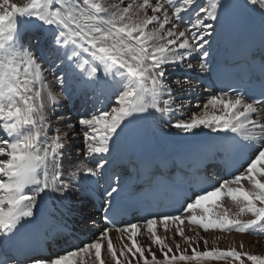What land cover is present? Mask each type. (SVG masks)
I'll return each instance as SVG.
<instances>
[{
	"label": "snow or ice",
	"instance_id": "6c2138e0",
	"mask_svg": "<svg viewBox=\"0 0 264 264\" xmlns=\"http://www.w3.org/2000/svg\"><path fill=\"white\" fill-rule=\"evenodd\" d=\"M257 19L258 94L221 89L192 110L211 38ZM239 55L256 62L250 48ZM74 85L111 105L74 120L60 111ZM163 117L208 142L172 161L162 186L171 211L120 226L122 141ZM53 194L59 218L44 220L38 209ZM194 227L264 234V0H0V264H264L243 242L186 235ZM81 229L92 239L67 248Z\"/></svg>",
	"mask_w": 264,
	"mask_h": 264
},
{
	"label": "bare ground",
	"instance_id": "6f19581e",
	"mask_svg": "<svg viewBox=\"0 0 264 264\" xmlns=\"http://www.w3.org/2000/svg\"><path fill=\"white\" fill-rule=\"evenodd\" d=\"M256 21L259 23L258 19ZM227 30H228V28L221 31L218 35H214L210 41L211 45L213 46L216 43L222 42L225 39L224 34ZM259 40H260V38H259ZM206 73H208V72H206ZM206 73H204L202 76L205 77ZM49 79H51V77H49ZM53 87H54V90L58 91V89H59L58 85H54ZM81 90H84V89H81ZM71 92L73 94H77V95L83 94L91 102L101 101L103 103L107 99V97L100 95L98 92L93 93L91 90H84L83 92L72 90ZM211 93L212 92H210L207 89H204L202 87V85L197 82L196 92L189 95L186 99L190 98L191 101L193 102V104H191V105L194 107L196 104L202 103L203 100ZM60 104L62 105L60 111L66 112L67 115L73 117V119L75 120L73 113L71 111L67 110V107H71L72 103L66 102L65 95H62V98L60 100ZM98 109H101V106ZM167 119H168V117L158 118L156 120L149 119L148 121L150 124L149 125L150 131L157 133L158 135H160L164 139H172V137H181V138L196 137V136H207L208 137L210 135L206 132L199 133L196 136H192L190 134L186 135V134L177 132V130L170 128L167 123L163 122V121H166ZM133 140H134V134H132L130 136H126L123 139L119 160H122V157L125 155L123 153L124 148H127L128 143L130 141H133ZM81 143H82V135L79 133V129L77 127L76 134H75V140L69 144V152L74 155L75 154V148L81 146ZM49 198L55 199L56 201H58L55 198L54 194L52 196H50ZM172 227L174 228V226H172ZM185 227H187V225H185ZM99 230H100L99 228L96 229L97 232ZM195 231H200L201 235H203L204 237H206L209 240V247L212 246V244H211L212 239H214L216 237H220V239L217 241V246L220 248H227L228 246H235V247L239 248L240 243L243 242V244L245 246L244 247L245 251H248V252H251V253L257 254V255H264V237L260 238V237H254V236H251L248 234H239V233L225 234V233H220L219 231L204 233L202 229H197L195 227L193 228V232H187L186 231V235H193ZM159 234L164 235L162 229L159 230ZM109 235L112 238L114 245L118 246L119 240L117 239V237L119 234L116 233L115 231H111L109 233ZM91 239H92V237H91ZM138 239H140L141 243H144V244L148 243L146 237H139ZM176 239L179 240L180 238L176 237ZM173 247H174V245H173ZM203 247H204V245H203V242L201 241L200 242L201 250L203 249ZM189 254H190V250H189Z\"/></svg>",
	"mask_w": 264,
	"mask_h": 264
},
{
	"label": "rangeland",
	"instance_id": "374dc122",
	"mask_svg": "<svg viewBox=\"0 0 264 264\" xmlns=\"http://www.w3.org/2000/svg\"><path fill=\"white\" fill-rule=\"evenodd\" d=\"M188 102H190V104H193V102L191 101V99L190 98H188V99H186ZM190 100V101H189ZM192 110H195V108L193 107V109Z\"/></svg>",
	"mask_w": 264,
	"mask_h": 264
}]
</instances>
